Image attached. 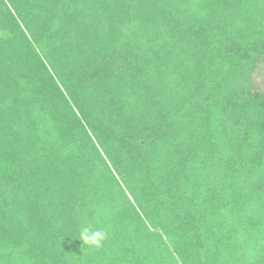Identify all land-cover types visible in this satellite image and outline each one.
<instances>
[{
  "label": "trees",
  "instance_id": "16d2710c",
  "mask_svg": "<svg viewBox=\"0 0 264 264\" xmlns=\"http://www.w3.org/2000/svg\"><path fill=\"white\" fill-rule=\"evenodd\" d=\"M261 63L264 0H0V264H264Z\"/></svg>",
  "mask_w": 264,
  "mask_h": 264
},
{
  "label": "clouds",
  "instance_id": "9594fccd",
  "mask_svg": "<svg viewBox=\"0 0 264 264\" xmlns=\"http://www.w3.org/2000/svg\"><path fill=\"white\" fill-rule=\"evenodd\" d=\"M106 237V233L101 230L93 231L89 227L83 228L80 238L82 242L90 247L99 248L102 245L103 240Z\"/></svg>",
  "mask_w": 264,
  "mask_h": 264
},
{
  "label": "rangeland",
  "instance_id": "374dc122",
  "mask_svg": "<svg viewBox=\"0 0 264 264\" xmlns=\"http://www.w3.org/2000/svg\"><path fill=\"white\" fill-rule=\"evenodd\" d=\"M253 81L256 85V87L264 92V64L261 63L258 65L257 69L255 70L253 74Z\"/></svg>",
  "mask_w": 264,
  "mask_h": 264
}]
</instances>
